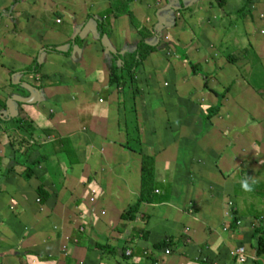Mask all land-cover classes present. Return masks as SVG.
Masks as SVG:
<instances>
[{"label":"crops","instance_id":"1","mask_svg":"<svg viewBox=\"0 0 264 264\" xmlns=\"http://www.w3.org/2000/svg\"><path fill=\"white\" fill-rule=\"evenodd\" d=\"M11 1L0 0V23L4 19L5 21L12 19L9 16L11 12L15 19L10 21L9 26L0 27L3 29L0 33V47L1 49L6 48L4 53H0V70L2 71L0 73V93H4L9 99L10 95L7 93V86L11 79L12 84L19 85V89L22 90L21 92L15 91L11 94V96H16L11 98V104L15 103L17 106L25 104L23 101L26 98L37 100V102H33L36 104L30 107L33 108V112L37 118L35 121L38 120L39 123L43 124L41 129L38 126H34L35 122L30 117L31 121L27 118L30 121L29 123L25 124L23 122L21 125L22 132H18V128L15 129V126L14 128L11 127L8 131L9 135L15 134L18 137L23 135L26 137V139L24 138L25 140L28 138L32 139L33 137L39 143H37L38 145L33 143V141L30 143V139L27 142L29 141L30 145H37L38 148L30 151L29 154L31 155L26 161L28 163L35 160L40 161L33 167L32 174L28 179L23 178L16 171H5L9 173V186L12 194L9 197V189L4 190L0 188V242L4 244L0 248V264H67L66 262L73 264H234L230 252L236 245L241 243L249 244V241H247L250 239L248 236L249 232L243 228L233 227L232 223H229L224 217V211L231 210V208L225 206V209H221L223 198L219 195L214 196V192L210 195L207 192L208 189H204L202 192L196 190L197 183L203 178L205 179L206 172L211 173L198 165L191 169V173L186 176L187 184L185 186L183 183L178 184L176 187L173 183L171 185H164L162 183H165L166 180L165 178L163 179L161 172L171 167L170 162L167 161L171 160V158L160 160L155 159V157L154 181L160 185L156 187L154 193L163 195L164 198L150 203L143 202L133 215L136 218L127 220L130 221L133 227L126 229L124 232L133 230L132 236L134 238L140 236L133 241V237L129 235L131 240L127 239V242L130 241L128 244L132 245L129 257L127 256L126 259L119 258L118 260V255L112 254L117 258L113 261H110L109 257H104L105 253L102 252L98 245L101 246L105 243H101L100 241V231L96 224L98 225L101 221L100 224H104L105 228H113V223L111 222L115 221L123 206L128 205V210L129 206L134 203L138 196V189H135V194L129 192L130 195H128L125 193V195L132 197V203L124 205L119 204V196L117 200L99 196L94 205H90L91 203L86 200V192L90 187L97 191V187H99L97 183L102 182V178L104 177L102 171H106L105 166L108 162L117 163L119 161V164L124 166L123 170L127 175H131V177L135 176L136 172H140V161H138V165H135V167L131 166L132 157L136 156V153H132L127 149V139L130 137L119 130V119L121 118L122 111L120 108L121 93L119 95L112 93L110 96L109 90L111 91V89L106 85V71L101 67V59L103 58L101 49L97 45V50L90 42L86 41L89 40L88 37L90 36H92L91 40H96L95 36L91 33L94 28V22L88 20L87 16H99L105 7L110 6L109 0H87L90 3L89 7L93 8L95 12L86 7L87 12L81 25L78 24L77 16L71 15L69 16V21L62 17L63 21L62 23L59 22V24L51 20L52 24L50 25L52 27L48 26L49 24L46 21L50 15L58 18L66 13L60 10L54 11L56 12L54 14H49L46 4H42L44 0H37V2L29 0L26 5L22 3L23 0H16L17 4L10 6ZM142 1H145V4ZM212 1L215 2L214 5L216 6V0ZM232 1L237 3L238 0H225V5L222 9H219L217 6L216 8L223 14L228 13L232 15L231 12H237L243 4L239 0L236 7L237 10H234L230 7ZM252 2H255L254 5H256L250 7L247 14H251L250 17L252 18V15H255V12L252 11L255 9L257 16L264 15V4L258 8V0ZM121 4L124 7L121 10L117 9L115 11V13L118 12L116 17L113 15L109 16V22L106 27L107 32L104 35V38H106L105 43L108 47L120 52L125 51L124 48L127 46H132L133 43L139 41L138 34L141 30L140 27H144V23L149 24L152 32L155 29L157 34L154 35L158 36V33L166 31L167 28H174L177 21L182 23L181 19L173 21L172 13L181 11L185 15L188 9L187 6L192 5L189 2L186 6L183 0H123V2L121 0ZM40 7L46 11L44 12L48 14V18L44 16V13L41 16L38 14L40 13ZM149 7H154L152 15L146 9ZM33 10H36L39 19L35 14L33 15ZM121 13H125L126 15H119ZM244 14L246 15V11ZM248 15L244 16V20L240 22L243 24L246 21L250 22L247 18ZM168 17L169 19L167 20ZM262 18L264 19V17ZM170 23L175 25L173 26ZM61 24L63 26L59 28L58 26ZM69 27L73 28H70L72 35L65 32ZM145 28H148V26L145 25ZM19 29L27 31L25 39L29 41L22 43L16 40L17 36L15 37L14 33ZM166 33L168 34V32ZM205 33L204 28H202L199 32V42ZM76 35L81 37L84 46L74 47L68 60L66 57L55 54L42 53L39 59L43 64V68L39 74L26 77L21 75L16 76L15 72L21 68L28 67L44 46H60L63 43L71 41ZM33 36H37V38L35 39ZM151 37L144 38V41L147 43V40H153V37ZM175 38L176 40L178 39L177 36ZM177 45L185 49L190 48L188 44L186 46L180 44L179 40H177ZM212 46L214 44L211 42L203 44L200 42L197 49L194 48L192 52L190 51V57L198 59V53L195 51L201 47L205 49L206 53L211 54L210 48ZM191 47L193 48V46ZM188 50H191V48ZM244 50L245 48L241 51L243 52L241 53L243 58L237 53L234 58L228 57L229 60L227 62L229 63L227 67L232 69V73L226 79L240 91L238 97L244 95V89L247 87V77H252L251 68L253 62L250 57L251 53L245 54L246 51ZM2 57L6 60V63H8L9 58V65L3 64L4 59H1ZM239 62H242V66H246L243 71L237 70ZM93 66H97V68L94 69ZM9 69H12L11 71L13 72H9ZM11 74L12 76H10ZM97 74H101L100 79L94 78L98 76ZM203 74H206L208 77L211 75L205 72ZM139 75H137L135 80L140 77ZM218 76L219 74L217 73ZM15 80L17 81L15 82ZM20 80L22 83H18ZM211 81L214 92L217 93L219 80L216 82L211 79ZM237 81H241L242 84L235 85ZM224 91V97L218 101H226L228 89H224ZM24 93L25 99L23 97ZM244 96L247 97V95ZM135 100V122L137 123V127L142 131L145 127L154 125L157 130L155 136L151 137L153 139L150 140L151 144H149V147H154L155 149L162 148L160 153H163L166 147H176V151L180 154H175V157H183V154L187 152V146L192 143L191 139H195L194 134L191 133L193 130L192 126L189 128L185 124L183 126V123L180 124L182 119L178 115L174 126L175 130H177L176 140L163 143L162 140L166 135L159 133V131L167 129L166 120L159 123L160 119L154 117V113L152 112L154 105L152 104L153 101H151L152 105L151 107L149 106V96L140 101L137 100L135 95ZM218 101L211 102L217 105ZM186 102L188 100H182V105L186 104ZM221 102L216 117L209 122L210 125H206L207 129L210 127L209 129L217 131L211 134L212 140H204L201 143L199 138L193 141L192 145L198 150V153L203 154L198 163L206 164L213 171V164H219L220 171L217 173V176H211V178L217 179L214 182L210 180V182H213V184L220 183L223 187L222 190L229 194V197L225 196V198L228 199L227 206L228 204L233 206L232 213L236 211L243 218L249 219V215L247 216L245 213L251 211V208L247 207L249 209L248 212L244 210L240 213L238 210L241 206L240 204H245L244 201L247 197L240 194L238 199L235 198L233 193L227 190L224 185L225 183L226 185L231 183L230 179L239 177L240 173H242L241 178L236 179V183L240 184V186L242 185V180H246L245 176H248L247 180H252L250 182L257 179L260 168L258 161L255 159L257 156L252 159L254 160L253 167L250 166L249 155L241 159L239 157L251 153V145L255 143L252 132L259 126V124H251L259 123V120L251 122L250 125H247V123L240 125L236 120H231L234 114H224L221 109ZM84 105L89 108L92 107V110L80 113L79 109H82L81 107ZM178 105H180L179 102ZM249 105V103H246L245 108L249 107ZM185 108L184 110L180 107L176 108V114L181 111L180 114L183 116ZM253 110L249 111V113H256V116H261L262 112H255V108ZM125 112L127 113V111ZM247 115H249L248 112ZM223 117H227V119H223ZM28 125L33 128H28ZM193 126H196L197 130L205 128L198 123L193 124ZM24 127H27L28 131H32V134L27 133ZM21 133L23 134L21 135ZM198 135L201 134L199 133ZM248 140L250 141L249 143ZM256 146H259L261 158H264V141L261 144H256ZM21 151L23 152V148ZM13 158L12 153L7 155V152H5V157L4 155L0 157L2 160L0 166L5 165L7 167L9 163H12ZM93 163H97L99 167L98 175L96 171L92 170L91 166ZM52 165L54 169L51 168ZM254 169L255 174L249 177ZM107 173H109V170ZM111 174H114L113 170H111ZM137 175L139 177V173ZM6 176L3 175V178ZM83 176H85V186L82 181ZM65 181L69 185V193L65 191ZM208 188L212 189L210 186ZM39 189L47 190L48 196L43 197L39 195ZM85 189L86 191L84 192ZM184 190L187 191L186 194H184ZM75 191L79 194L74 195ZM54 194L61 195L62 200L58 199V201L51 202V197ZM187 194L188 197L186 196ZM191 196H196L198 199H192ZM249 199L251 200V197ZM50 202L53 204H50ZM75 203L84 207L96 206L95 212L104 209L105 217L108 218L106 221L100 219V221L95 222L99 218H94V221L88 220V227L85 225L84 229L82 228L79 231L78 228L82 221L74 217L72 223L70 221L71 216H69V214L73 215L71 209L72 207H76ZM113 204L118 207L115 213L111 212L113 208L110 205ZM249 205L253 206L252 203ZM256 205H254V209ZM187 208L190 209L188 211L189 214H186ZM123 215L124 213L122 214V219ZM124 219L128 218L124 215ZM105 222L110 223L108 225ZM116 224L117 222L114 223L115 228H113V231L116 235L119 234L116 237L120 241L119 237L122 236V233H119V227V230H115ZM123 224L124 228H127L129 225L124 222ZM226 225H229V227L227 231H223V228L227 227ZM76 232L81 234L79 245L78 236L72 239L76 235ZM188 236L192 238L189 239ZM108 237L111 238L110 242H116L115 236L110 235ZM164 237H166L165 240L170 239L176 243L175 246L169 248L170 254L168 255H165L164 249L160 250L152 247L154 243L161 239L163 240ZM237 237L241 240L237 239ZM186 242L188 245H185ZM109 247L112 248V246ZM149 257L150 261H148ZM63 259L65 261H62ZM74 260L76 261L75 263ZM249 263L253 262L249 261Z\"/></svg>","mask_w":264,"mask_h":264},{"label":"rangeland","instance_id":"2","mask_svg":"<svg viewBox=\"0 0 264 264\" xmlns=\"http://www.w3.org/2000/svg\"><path fill=\"white\" fill-rule=\"evenodd\" d=\"M22 1V0H19ZM29 0H23L22 3H24L25 5L28 4ZM87 1V0H86ZM85 0H44L42 2V4H46V6L48 7V13L49 14H54L56 12L54 11H60L62 10L63 13L66 14H62L63 16H60L58 18L53 17V15H50V17L48 18V14H45V10L40 7V16L41 14L44 13V16L46 18H48L46 21L48 22V26L52 27V21H55L56 24H59L56 22V20H59L61 23L63 21L62 17L69 21V16H77L78 18V24H82V22L85 19V13L86 11V7H88L92 12H95V10L93 8L89 7V2L87 1L86 3ZM254 1V0H253ZM35 2H37V0H35ZM92 2V1H91ZM191 2V6H187L188 3ZM239 2V0L237 1V3ZM263 2V3H262ZM143 4H145V1H142ZM183 3L187 6V12H185V15H183V12L179 11L176 13H172V20L176 21L177 19H181L182 23L178 22L176 23V26L174 28H167L166 31H162L161 33H158L159 38L155 39V33L154 30L152 32V30H150L149 28V24L144 23V27H140V33L138 34L139 36V40H142L143 38H148L150 36L153 37V40H147L149 44L151 45H156L158 46L160 44V42L163 41H167L169 46L172 47L173 45L177 46V52L175 53L172 48H169L167 50V52L165 51L164 53H162L161 55H157L154 54L153 56H151L146 62H144L142 65L138 66L137 68V75H139L140 77L137 78L136 80V98L137 100H144L145 97L149 96L150 97V101H149V106L151 107V105L153 104V109L152 112L154 113V117L160 119L159 123H162L163 120L165 122H167V129L163 130V131H159V133H163V135H166L164 137V139L162 140L163 143H167L170 142L171 140H176V135H177V130H175V123H176V118H177V114H176V108H178V102L180 104H182V100H198L199 97L201 96V93L203 92V77L197 76V78L193 77L192 75H190V66H189V62L194 64L197 68V70L201 71L202 73H209L211 74L209 76V80L207 85L210 88L214 87L212 85V81L211 79H213L214 81H218V85H217V99H220L222 97H224V89H228V96L226 97V101H222L221 105H222V110L224 112V114L229 113L230 115L234 114L231 117V120L234 121L236 120V122L240 125H245L247 123V125H250L251 122H254L255 120H259V123H253L251 125H255V124H259V126L257 127V129L252 132V136H253V141H255L254 145H251V153H247L246 155H244L243 157H239V159L244 158L245 156H248L249 158V163L250 166L253 167V162L254 160H252L254 157H256L255 159L258 161L259 163V174L256 180H254L253 182H250L252 180H247L248 176L246 177V180L248 181V183L252 186V191H245L242 186H240V184L236 183V179H239L240 176H242V173H240L239 177L231 178L230 182L226 185H224L225 188H227V190L231 191L233 193V196L235 198L238 199V197L241 195L246 196L247 199L244 201L245 204H240V208L238 209L241 212H243L244 210L246 212H248L249 209H247V207L251 208L252 210L249 211L248 213H245L247 216L249 215V219H245L243 218L242 220L244 222H242V220H239L241 223L240 225H238L239 229H245V231H248L249 234L248 236H250V234L255 230V228H257V226L259 225V223H261L263 225L264 228V158H261V153H260V149L259 146H256V144H261L264 141V19L262 17H264V15H258L256 13V10L254 9L252 12H255V15H252V18L250 17V15L246 14L245 17L248 15V20L246 21L245 24H243L241 21V18L239 17V15L236 14V11L231 12L232 15H229L228 13H221L219 12V10L216 8V6L214 5V1L212 0H205L202 2V0H183ZM237 3L232 1L230 7L234 10H237ZM255 2H251L250 3V7H254ZM54 4V5H53ZM264 4V0H258L257 5L258 8L259 6H262ZM254 5V6H253ZM118 8H113L114 11H116ZM149 13L152 15V12L154 11V7H149L146 8ZM14 11V10H13ZM45 11V12H44ZM90 11V12H91ZM15 12V11H14ZM97 12V11H96ZM36 15L37 18L38 14L36 12V10H33V15ZM89 14V13H88ZM87 14V15H88ZM126 15L125 13H121L119 15ZM117 15V13H116ZM118 15V16H119ZM16 16V14H15ZM117 16V17H118ZM54 19V20H53ZM82 19V20H79ZM169 19V17L167 18V20ZM244 19V18H243ZM52 20V21H51ZM162 20V18H161ZM41 22V20H40ZM104 22V27H106L108 25L109 19L108 21H102ZM3 26L5 27V25L9 26L10 24V19L6 20L5 19L2 21ZM37 23V21H36ZM249 25H247V24ZM172 24V23H170ZM169 24V25H170ZM145 25L148 26V28H145ZM173 26L175 24H172ZM63 25L61 24L60 26H58L59 28H61ZM172 26V27H173ZM50 27H48V29H50ZM169 27V26H166ZM171 27V26H170ZM202 28H204L205 30V35L204 37H201L202 39L200 40V42L203 43H208L211 42L212 44H214V46H212L211 49V54H208L205 52V49H203L202 47L198 50H196L195 52H197L198 54V59H195V57H190V51L192 52V50L195 48L197 49L200 45L199 39V32L201 31ZM9 28V27H8ZM6 28V29H8ZM37 28V27H36ZM54 28V27H53ZM70 28L73 29L72 27H69L65 32L67 34H71L70 32ZM3 31V29L0 28V33ZM44 31V30H42ZM15 37L16 40L25 43L29 40H26V35H27V31L25 30H17L15 31ZM165 32H168V34ZM204 33V31H202ZM184 33V34H182ZM17 34V35H16ZM182 34V35H180ZM72 35V34H71ZM175 36H177V40H179V43L182 45H187L189 44L191 50H188L190 48H182L180 46L177 45V40L175 38ZM182 36V37H181ZM92 36L88 37L89 40H86L87 42H90L94 47H96L97 49V45L99 46V49H101V53L105 54V51L102 50L103 46L101 45V41L98 39H93L91 40ZM151 37V38H152ZM180 37V38H179ZM33 38H37V36H33ZM150 38V39H151ZM76 40L77 41V45L78 47L80 46H84V42L82 43V39L81 37H78ZM157 40V42H156ZM100 43V44H99ZM90 44V45H91ZM136 44V43H133ZM193 46V48L191 47ZM202 46V45H201ZM167 47V46H165ZM245 48L244 51H246L245 54H249L251 53L250 57L252 59L253 62V66L251 68L252 71V77L249 78L247 77L246 82H247V87H245L244 89V95H247V97H245L244 95H242L241 97H238L240 94V91L237 90L232 84H230L226 79V77L230 76L232 73V69L228 68L227 65L229 63L228 60L229 58H234L235 54L239 53V56H241L243 52L242 49ZM1 49V47H0ZM125 49V48H124ZM98 50V49H97ZM6 51V48H2L0 53H4ZM216 53V55H215ZM72 54V52H71ZM71 57V55L69 54L67 58V60ZM185 57H187V59H184ZM229 57V58H228ZM62 58V57H61ZM241 58H243L241 56ZM1 59H4L3 57ZM74 63V62H73ZM3 64H8L9 65V58H8V63H6V60H3ZM75 64V63H74ZM237 70H241L243 71V69L246 67L245 65L242 66V62H239V64L237 65ZM94 69L97 68V66H93ZM24 68L19 69L18 71L22 70ZM12 69H9V72H13L11 71ZM16 71V72H18ZM141 71V72H140ZM2 71L0 70V73ZM216 72V73H214ZM217 73L219 74V76L217 77ZM16 74V73H15ZM97 77H93L95 79H100L101 78V74H97ZM199 75H202L201 73H199ZM16 76H18V74H16ZM14 76V77H16ZM11 78V77H10ZM17 78V77H16ZM11 80V79H10ZM17 80H15L16 82ZM12 84V81H11ZM242 82L241 81H237L235 82V85H241ZM250 88H249V87ZM146 88V89H145ZM251 89V90H250ZM128 90V89H127ZM126 87L124 88V91L127 92ZM250 91H252L250 93ZM25 92V91H24ZM14 92H10L9 91V99L5 98V97H1V99H4V101H7L6 104V108L5 107H1L0 105V116H1V120H0V157H5V152H7V155H9V153L12 155H14V153L16 152V157H18L19 155L22 157L19 158L20 162L24 163L25 159H29L30 155V151L32 149L28 150V153H20V149L17 148L21 144L23 143V141H25V143L27 142V140L30 139V143H38L36 140H34V138H28L27 140L26 137H24L21 133V137H18L15 134H10L9 135V129L11 127L18 130V132H22L21 129V125L20 123L25 122V124L29 123L30 117L34 120L35 125L34 126H38L40 129L42 128V124L43 123H39L38 120L35 121L36 116L33 112V108H31V105H35L36 103L33 102H37V100L35 99H31V98H26L25 99V93L23 94L25 101H23L25 104H21V105H16L11 104L12 103V97H16L15 95H12ZM92 93V92H91ZM121 93V91H119V94ZM93 94V93H92ZM95 94V93H94ZM120 97L123 98L122 95H120ZM144 97V99H143ZM120 98V100H124ZM21 99V97H20ZM95 99V96H94ZM11 102H9V101ZM212 100V99H211ZM151 101L152 104L150 103ZM78 102V101H76ZM249 103V107L245 108V104ZM142 105V104H141ZM122 105L120 106L121 110L122 109ZM128 107V106H127ZM75 108V107H74ZM82 109H79L80 113H85V112H89V110H92V107H86L85 105L81 107ZM255 108V112H262L261 116L255 114H250L249 111H254L253 109ZM7 110V111H6ZM10 110V111H9ZM121 111V118L119 119V130L120 132H126L127 129H130L133 125V116L129 115L128 112L126 113L125 111L122 112ZM181 112V111H180ZM247 112L249 115H247ZM124 114L127 115V117H124ZM181 116V115H180ZM124 117V118H123ZM27 118L30 120H27ZM175 118V119H174ZM223 119H227V117H223ZM17 121L19 124L17 125L16 122ZM202 121V120H201ZM128 124L129 127H126V125ZM210 128V127H209ZM207 129V128H199V132L201 135L196 134L194 136V140L191 139V142L193 143V141L197 140L200 138V142L203 143L204 140L205 141H210L212 140V136L211 134L216 133L217 131H215L214 129ZM141 133H138V135L136 134V132H132L131 137L133 138L134 142L137 143V146L133 149L132 153H136V156L132 157L133 160H131V166L133 165L135 167V165H138V161L141 160V156L142 155H148L151 157H155V159H163L166 160V158H171V160H167L168 162H170L169 164H171V167L167 168L168 170H163L161 173L163 175V179L165 178L166 182L162 183L164 185L168 184L171 185L173 183V185L176 187L178 184H182L185 186L187 184L186 181V176L188 174L191 173V169H193L194 167L200 165V167L202 166L204 169L208 170V172H210L211 174L207 173L205 174V179L203 178L202 180L199 181V183H197V187L196 190L199 192H202V190L204 189H208L207 192L211 195L212 192L214 196L219 195L221 198H223L222 200V205H221V209H225L226 207H230L231 205L228 204V199L225 198V196L229 197V194L225 191H223V187L221 186L220 183H214V180L217 178H211V176H217V173L220 171L219 169V164H213L214 165V171L210 169L209 166H207L204 163H198L199 159L202 158L203 154L198 153V150L194 147V145H192V143L189 144V146H187L186 149V153L183 154V157H175V154H180L179 152H177V148L176 147H170V148H165L163 150V153H160V151L162 150V148H157L155 149L154 147H149V144H151L150 140L153 139L151 138L152 136H155L157 130L155 129L154 125H151V127H145L142 131H140ZM209 132V134H208ZM7 134V136H6ZM26 136V135H25ZM25 138V139H24ZM210 139V140H209ZM13 142L15 145L13 146V148H11L9 146V144L7 142L10 143ZM29 142V141H28ZM250 141L248 140V143ZM257 142V143H256ZM39 144V143H38ZM37 144V145H38ZM32 148V147H31ZM38 146H33V149H37ZM129 147H127L128 149ZM18 150V151H17ZM59 150V149H57ZM130 151V149H128ZM131 152V151H130ZM254 152V153H253ZM171 153V154H170ZM201 154V155H200ZM206 154V153H205ZM139 158V160H138ZM6 161V160H4ZM0 163H2V160L0 159ZM245 163V162H244ZM203 164V165H202ZM248 164V163H247ZM91 165V163H90ZM244 165V164H243ZM129 166V164H128ZM92 170L97 172L98 175V165L96 164H92ZM199 167V168H200ZM52 169H54L53 165L51 166ZM124 166L122 164H119V161L117 163L115 162H108L105 166V170L106 171H102V173H104V177L102 178V182H98L97 185L101 188L98 189L101 190L99 191V196L104 197V198H111V199H115L117 200L118 196L120 197L119 204H127V203H132V197H129L127 195H125V193H127L128 195L129 192L130 193H134L135 189H138L139 185V177H138V172H136L135 176L131 175H127V173L123 170ZM171 169V170H170ZM109 170V173H107V171ZM111 170L114 171V174H111ZM238 170V169H237ZM9 170H7V167L4 166H0V188L7 190L9 189V197H11L10 195L11 193V188L9 186ZM250 171V170H249ZM238 172V171H237ZM247 174H249V172H247ZM255 174V169L252 171V173L249 175V177ZM3 175H7L5 178H3ZM84 175V174H83ZM117 175L119 176L117 178ZM133 175V174H132ZM255 176V175H254ZM84 177H82V181H83V185L84 184ZM235 177V176H234ZM244 177V176H243ZM241 178V177H240ZM191 180V178H190ZM210 180H213V182H210ZM229 180V179H228ZM245 181V180H244ZM242 180V182H244ZM89 182V180H88ZM213 184V185H212ZM65 191L67 193H69V185L68 183L65 181ZM82 185V186H83ZM86 185H88L86 183ZM89 186V185H88ZM212 187V189L210 190L208 187ZM89 188V187H88ZM91 188V187H90ZM89 188V189H90ZM159 189V188H158ZM221 190V191H220ZM86 191V189L84 190V192ZM89 191V190H88ZM220 191V192H219ZM97 192V191H96ZM90 193V191H89ZM187 191L184 190V194H186ZM222 193V194H219ZM75 194H79L77 191H75L73 193ZM120 194V195H118ZM135 194V193H134ZM227 194V195H226ZM86 195V194H85ZM88 196V194H87ZM188 197V194L186 195ZM249 197H251V200L249 199ZM52 199L50 200L52 201H58V199L62 200V196L58 195V194H54L51 197ZM54 198V199H53ZM192 199L197 198L196 196H191ZM99 199V198H97ZM198 199V198H197ZM117 201V203H118ZM50 204H53L51 203ZM252 203L253 206H250L249 204ZM258 203V204H257ZM49 204V205H50ZM257 204V205H256ZM117 205V204H116ZM130 205V204H129ZM254 205H256L255 209L253 208ZM76 207H72L71 212L73 213V215L69 214L70 217V221L73 223L74 217L80 219V221H82V223L79 225L78 230H82V228L84 229L85 225L88 227V220L89 221H94V218L96 219V214L92 211H94V207L92 206H83V205H78L77 203H75ZM78 206V207H77ZM226 206V207H225ZM111 208H113L111 210L112 213H115L118 209V207H116L114 204L110 205ZM109 207V208H110ZM127 207L128 205H125L120 208L121 212L120 214H118V216L115 218L114 222H117V228L115 230H118V227L121 231H123V234L126 235V241L131 240L129 235H133V230L131 231H126L124 232L126 229H129L133 226H131L130 221H127L129 219H124V215H125V211H127ZM243 207V209H242ZM96 210V207H95ZM224 211V210H223ZM228 211V210H227ZM101 214H103L105 212L104 209H102V211L100 210ZM103 212V213H102ZM226 212V210L224 211ZM123 215V219H122V214ZM64 214V213H63ZM186 214H189V212L187 211ZM224 214V213H223ZM75 215V216H74ZM207 215V214H206ZM205 215V216H206ZM128 218V216L126 217ZM133 218H136L135 216H133ZM101 219V218H100ZM100 219L95 220L96 221H100ZM228 220V219H227ZM124 223L129 224L127 226V228H124ZM101 223V221H100ZM96 224L98 230L100 231V241L101 243H106L109 242V246H112V248L114 247H120L122 246L123 242H115V243H111L109 240H111L110 237L108 236H115L116 234L112 229L109 228H105L104 224ZM133 223V222H132ZM206 223V222H205ZM244 223V224H243ZM121 225V226H119ZM227 229L229 227V225H226ZM107 229V230H106ZM119 230V231H120ZM139 231H141L140 228H138ZM114 233V234H113ZM129 233V234H128ZM139 234H141L139 232ZM78 236V245H79V239L81 237V234L78 232H76V235L72 238L75 239ZM264 238V234L262 235ZM133 237V236H132ZM138 238L140 236H137ZM135 237V238H137ZM122 238V236L120 237ZM124 238V237H123ZM135 238L133 237V241H135ZM189 239H191V236H188ZM239 237H237L238 239ZM125 240V238H124ZM239 240H241L239 238ZM247 241H249L248 246L245 247L246 250V255H247V263H249V261L251 262H255V261H260L261 264H264V255L257 257L254 255V253L256 252V248H257V244L256 242L250 238ZM130 242V241H128ZM127 242V246L126 249L128 251H130L131 253V249L130 247H132V245L128 244ZM107 244V243H106ZM185 245H188V243L186 242ZM4 246V244L2 242H0V248H2ZM63 248V246H62ZM103 253H105L104 257H109L110 261L116 260L117 258L114 257L112 254L107 253L108 250L105 249H101ZM148 253V251H146ZM253 253V255H251ZM142 260V259H140ZM150 257L149 260L150 261ZM62 261H65V259H63ZM76 261L74 260V263ZM67 264H73L71 262H66ZM77 264V263H75ZM89 264V263H86Z\"/></svg>","mask_w":264,"mask_h":264},{"label":"trees","instance_id":"3","mask_svg":"<svg viewBox=\"0 0 264 264\" xmlns=\"http://www.w3.org/2000/svg\"><path fill=\"white\" fill-rule=\"evenodd\" d=\"M253 0H240V2H242V7L236 12L237 15H239V17L241 18V20H244V12L246 11V14L248 13L249 10V6L250 3ZM123 2V0H122ZM110 6L105 7L99 14V16H87L88 20H92L94 22V28L93 31L91 33H93V36H95L96 39L98 40H102V38L104 37V35L107 32V26L104 27V22L102 21H108V18L110 15H113L114 17H116V13L113 10V8H118V9H122L124 6L121 4V0H109ZM17 4L16 0H12L10 3V6H13ZM225 5V0H216V6L219 9H222L223 6ZM9 6V8H10ZM118 13V12H117ZM9 16L12 18L10 19V21L15 20L12 16V12L9 14ZM3 26V23H0V27ZM154 33L157 34L154 30ZM155 37L158 39L159 35H155ZM78 38V35L74 36V38L67 42V43H63L60 46H54V45H49V46H44L37 54V56L34 58V60L32 61V63L18 71L15 72L18 75L21 76H34L40 73V71H42L41 69L43 68V64L40 62V55L42 53H51V54H55L58 56H62V57H68L69 54L71 55V52L73 51L74 47H78V43L76 40ZM157 42V40H156ZM100 44V43H99ZM189 45V44H188ZM167 46V47H165ZM169 48H172V50L176 53L177 52V46L173 45L172 47L169 46L167 41H161L160 44L158 46L151 45V44H147L144 41V38L142 40H139L138 42H136V44H133L132 46H127L122 52L120 51H115L114 52H106L105 54H103V58L101 59V67L104 68V70L106 71V77H107V82L106 85L108 87H110L111 91L109 90L110 96L112 95V93H114L115 95H119V91H121V95L123 96L120 97L122 99H124L123 101H121V105L123 106L122 109L123 111H127L129 115L133 116V125L130 129H127L126 132H124L126 135H128L130 138L127 139V143H128V149H130L131 152H133V149L137 146V143L134 142L133 138L131 137L132 132H136V134L138 135V133L140 132V129L137 127V123L135 122L136 116H135V95L137 90L136 89V77H137V68L138 66L142 65L144 62H146L151 56H153L154 54L157 55H161L162 53H164L165 51L167 52V50ZM104 47H103V49ZM184 59H187V57H185ZM189 66L191 68L190 70V75H192L193 77H203V92L201 93V96L199 97L198 100H188V102H186V104H180L178 105L180 108H182V110H184L185 107V112L184 115L182 116V114H180V112L177 113L181 120V123L187 125L189 128L192 126V131L191 133H193L195 136L196 134H199V130L196 129V126H193V124L198 123L203 125V127L206 128V125H210L209 122L214 119L217 115L218 110L220 109V102L218 101L219 99H217V95L214 92L213 88H210L207 83H208V76L206 74H203L201 71L197 70L196 66L192 63L189 62ZM199 73H201L202 75H199ZM14 74V73H12ZM12 74L10 76H12ZM18 83H22V81L20 80V82ZM8 90L7 93L9 95V91L10 92H15V91H19L21 92L22 90L19 89V85H13L11 84V80L9 82V85L7 86ZM126 87L127 92L124 91V88ZM37 88V87H35ZM38 89V88H37ZM114 89V91H113ZM1 97H6V95L4 93H0ZM212 99V100H211ZM211 101H218L217 105L212 104ZM6 104L7 101L5 102L4 99L0 98V105L1 107H5L6 108ZM128 106V107H127ZM124 117L126 118L127 115L124 114ZM1 120V117H0ZM202 120V121H201ZM17 122V121H15ZM25 123V122H24ZM17 124H19L17 122ZM20 125H22V122L20 123ZM28 128H33L32 126L28 125ZM27 127H24L25 131L29 134H32V131H28ZM126 127H129L128 124L126 125ZM204 129V128H203ZM196 130V131H195ZM186 133V132H184ZM9 146L11 148H13V146L15 145L13 142L10 141V143L8 142ZM33 146L37 145H30L28 142L25 143V141H23V143L17 147L20 149L23 148V152L21 151L20 153H27L29 149H33ZM32 147V148H31ZM18 151V150H17ZM16 153V152H15ZM14 153V155H15ZM13 155V161L12 163H9V165L7 166V170H12V171H16L19 173V175L23 176V178L28 179L31 174H32V169L33 167L39 163V161L35 160L32 161L30 163H28L26 161V159L23 162L19 161V158L22 157V155L16 157V155ZM139 187H138V196L136 198V200L134 201V203L132 205L129 206L128 210L125 211V217L128 216V219H132L134 213L138 210L139 206L144 202V203H150L153 202L154 200H159V199H163L164 196L163 195H158L156 193H154V190L156 189V187H158L160 184L155 183L154 181V158L148 155H142L141 156V160H140V172H139V183H138ZM99 189V187H97ZM91 189V188H90ZM90 189H88L90 191ZM96 192V200L98 198L99 195V190ZM39 195H42L43 197H47L48 196V191L44 190V189H39ZM89 191L86 192V194H88V196L86 197L87 202H89ZM96 200L94 201V203L96 202ZM94 203H91L90 205H94ZM98 205V204H97ZM94 208V213L96 214V219L97 218H101L103 221H106V219L108 217H105V212L103 214H101L100 211L95 212V207ZM233 207V206H232ZM231 207V210H232ZM187 211H190L189 208L186 209ZM232 213V211H231ZM233 218H234V222H232V226L233 227H238L236 225V222H240L239 220H242L243 217L242 215L240 216L236 211H234V213H232ZM240 216V217H239ZM110 217V216H109ZM242 222H244L242 220ZM106 224L109 225L108 222H105ZM111 223H113V228H115L114 225V221H112ZM241 223V222H240ZM244 224V223H243ZM117 228V227H116ZM112 229V228H111ZM119 230V229H118ZM191 230V229H189ZM121 231V230H120ZM119 233H122V238H120V241H118L117 239V235H115V239H116V243L117 242H123L122 246L120 247H114L111 248L109 247V243H105L102 244L101 246L98 245L99 248L101 249H105L108 250L107 253L110 254H114V255H118V260L119 258H123L126 259L127 256L129 257V255H125L126 252V246H127V242L126 241V235L123 234V232L121 231ZM192 231V230H191ZM264 234V228L263 225L261 223H259V225L257 226V228H255V230L250 234L251 237L249 236V238H252L256 244H257V248H256V252L254 253L255 256L260 257L262 255H264V238L263 235ZM114 237V236H113ZM125 240H124V238ZM166 237L163 238V240L161 239L160 241L154 243L152 245L153 248H158L160 250H169V248L175 246V242H173L172 240H165ZM115 241V240H114ZM111 243H113V241H111ZM115 243V242H114ZM126 244V246H125ZM248 246L246 243H241L239 245H236L234 249L238 248V247H243L245 250V247ZM246 252V250H245ZM247 254V253H246ZM233 258V257H232ZM248 259V258H247ZM246 259V261H247ZM246 261L243 264H247ZM233 262L234 264H241L238 263L237 260L235 258H233ZM231 264V263H230ZM233 264V263H232ZM251 264H261L260 261H255Z\"/></svg>","mask_w":264,"mask_h":264},{"label":"built area","instance_id":"4","mask_svg":"<svg viewBox=\"0 0 264 264\" xmlns=\"http://www.w3.org/2000/svg\"><path fill=\"white\" fill-rule=\"evenodd\" d=\"M56 22L59 23L60 21L56 20ZM95 200H96V190L94 188H91L90 193H89V202L94 203ZM36 201H38V199H36ZM224 217L226 219H228L229 223L234 222V218H233V215L231 213V210L226 211L224 213ZM236 225L237 226L240 225V222H236ZM223 231H227V227H224ZM164 253H165V255L170 254L169 250H166ZM130 254H131L130 251L126 250L125 255H130ZM230 255H231V257L235 258L238 263H241V264H243L247 259V255H246V252H245L243 247H238L234 250L232 249L230 252Z\"/></svg>","mask_w":264,"mask_h":264},{"label":"water","instance_id":"5","mask_svg":"<svg viewBox=\"0 0 264 264\" xmlns=\"http://www.w3.org/2000/svg\"><path fill=\"white\" fill-rule=\"evenodd\" d=\"M93 34V33H92ZM105 40H106V38H102V40H101V44H102V46L104 47V49H105V53L106 52H114L113 51V49L112 48H110V47H108V45L105 43ZM123 53V52H122ZM9 101V100H8Z\"/></svg>","mask_w":264,"mask_h":264},{"label":"clouds","instance_id":"6","mask_svg":"<svg viewBox=\"0 0 264 264\" xmlns=\"http://www.w3.org/2000/svg\"><path fill=\"white\" fill-rule=\"evenodd\" d=\"M242 188L245 190V191H252V186L248 183L247 180H245L244 182H242Z\"/></svg>","mask_w":264,"mask_h":264}]
</instances>
